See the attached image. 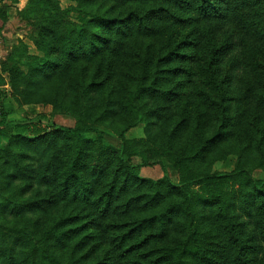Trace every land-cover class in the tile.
Masks as SVG:
<instances>
[{
  "label": "trees",
  "instance_id": "trees-1",
  "mask_svg": "<svg viewBox=\"0 0 264 264\" xmlns=\"http://www.w3.org/2000/svg\"><path fill=\"white\" fill-rule=\"evenodd\" d=\"M75 1L33 0L41 55L11 59L13 98L76 125L10 128L0 103V264H264V153H249L264 148V54L247 47L264 44V0ZM140 124L146 138L125 139ZM232 153L233 172L210 170ZM156 165L162 179L141 177Z\"/></svg>",
  "mask_w": 264,
  "mask_h": 264
},
{
  "label": "rangeland",
  "instance_id": "rangeland-1",
  "mask_svg": "<svg viewBox=\"0 0 264 264\" xmlns=\"http://www.w3.org/2000/svg\"><path fill=\"white\" fill-rule=\"evenodd\" d=\"M58 1L63 10L77 6L75 0ZM32 2L33 0H0V88L7 92L5 99L1 100L0 103L3 105L7 116L6 123L10 128L26 122H40L43 127L48 125V123H54L58 126L73 128L76 125V119L73 116L56 111L50 104H19L13 98L11 92L9 72L12 65L11 59L14 58V52L19 51L22 53L26 51L29 55H41L38 51L37 44L41 35V26L44 25V18L41 12L36 11L38 9L37 7H32ZM221 33H223V36H228L224 31ZM138 39L137 50H140L142 53L150 49L155 41L154 39L148 40L149 37L145 36H141ZM247 47L249 48L248 54L252 52L254 56L262 59L264 54L263 43L251 40L247 42ZM117 60V71H120V73L124 72L125 74L127 67L130 66V58L124 55ZM98 68L99 67L94 64L88 69V80H91L94 76H99ZM113 126L114 124L106 123L100 125L99 128L105 133L106 140L112 146L120 147V139L117 136V132L113 129ZM87 136L93 137L94 135L89 134ZM145 138L144 124L132 128L125 134V139L127 140H141ZM186 140L187 138L184 139V141ZM1 146H3V143L0 141V147ZM232 146V148L226 150L235 152L239 148L247 145L237 142L232 144ZM261 150L262 152L260 151L258 153L257 151L256 154L249 150L253 160L262 158L264 148ZM252 157H249V159L251 160ZM237 161L238 157L235 153H232L225 160H216L210 170L213 171V173H231L235 170ZM139 162V158L134 160L136 164ZM167 167L173 182H178V172L169 166ZM255 175L262 176L263 173L258 169ZM164 176L165 173L161 165L147 167L141 170V177L145 179L159 180Z\"/></svg>",
  "mask_w": 264,
  "mask_h": 264
}]
</instances>
